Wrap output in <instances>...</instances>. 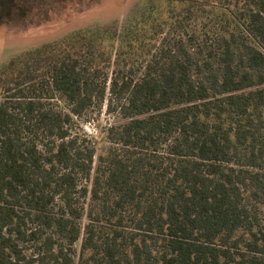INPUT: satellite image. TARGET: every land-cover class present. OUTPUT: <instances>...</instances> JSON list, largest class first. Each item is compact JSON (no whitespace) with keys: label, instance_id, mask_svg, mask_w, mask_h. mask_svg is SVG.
Here are the masks:
<instances>
[{"label":"trees","instance_id":"trees-1","mask_svg":"<svg viewBox=\"0 0 264 264\" xmlns=\"http://www.w3.org/2000/svg\"><path fill=\"white\" fill-rule=\"evenodd\" d=\"M172 4L138 71L112 30L0 68V264H264V0Z\"/></svg>","mask_w":264,"mask_h":264},{"label":"rangeland","instance_id":"rangeland-1","mask_svg":"<svg viewBox=\"0 0 264 264\" xmlns=\"http://www.w3.org/2000/svg\"><path fill=\"white\" fill-rule=\"evenodd\" d=\"M174 6L172 0H0V68L46 43L74 39L79 31L90 30L100 38L103 31L112 30L116 38L111 42L109 74L130 65L138 71L145 55L161 37ZM159 23L163 25L160 28ZM112 120L103 103L99 110L78 119L75 130L87 134L86 144L99 153L105 148L103 137ZM86 183L90 181L82 182ZM258 213L264 230L263 205ZM75 252L77 256L78 247Z\"/></svg>","mask_w":264,"mask_h":264}]
</instances>
